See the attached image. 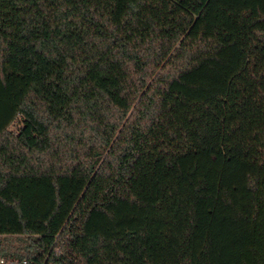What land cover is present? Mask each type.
Listing matches in <instances>:
<instances>
[{
	"label": "trees",
	"instance_id": "trees-1",
	"mask_svg": "<svg viewBox=\"0 0 264 264\" xmlns=\"http://www.w3.org/2000/svg\"><path fill=\"white\" fill-rule=\"evenodd\" d=\"M0 236L27 264H264V0H0Z\"/></svg>",
	"mask_w": 264,
	"mask_h": 264
},
{
	"label": "built area",
	"instance_id": "built-area-1",
	"mask_svg": "<svg viewBox=\"0 0 264 264\" xmlns=\"http://www.w3.org/2000/svg\"><path fill=\"white\" fill-rule=\"evenodd\" d=\"M0 264H27L26 260L20 261L12 257L0 256Z\"/></svg>",
	"mask_w": 264,
	"mask_h": 264
},
{
	"label": "rangeland",
	"instance_id": "rangeland-1",
	"mask_svg": "<svg viewBox=\"0 0 264 264\" xmlns=\"http://www.w3.org/2000/svg\"><path fill=\"white\" fill-rule=\"evenodd\" d=\"M19 127V122H16L14 125H12L11 129L17 131V128ZM2 237L0 236V243L2 242ZM14 242L21 243L18 239H15Z\"/></svg>",
	"mask_w": 264,
	"mask_h": 264
}]
</instances>
